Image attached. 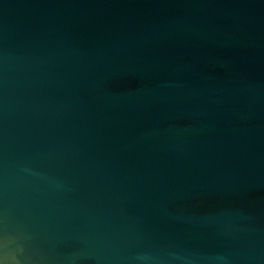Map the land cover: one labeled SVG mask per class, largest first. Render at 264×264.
<instances>
[{
  "label": "water",
  "instance_id": "95a60500",
  "mask_svg": "<svg viewBox=\"0 0 264 264\" xmlns=\"http://www.w3.org/2000/svg\"><path fill=\"white\" fill-rule=\"evenodd\" d=\"M0 264H264V0H0Z\"/></svg>",
  "mask_w": 264,
  "mask_h": 264
}]
</instances>
